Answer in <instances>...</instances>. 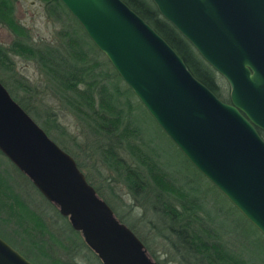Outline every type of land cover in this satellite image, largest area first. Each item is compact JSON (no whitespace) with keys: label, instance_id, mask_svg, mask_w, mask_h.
Wrapping results in <instances>:
<instances>
[{"label":"water","instance_id":"water-1","mask_svg":"<svg viewBox=\"0 0 264 264\" xmlns=\"http://www.w3.org/2000/svg\"><path fill=\"white\" fill-rule=\"evenodd\" d=\"M186 159L264 236V0H151L227 83L217 97L123 0H59ZM0 152L101 264H157L0 83ZM0 264H34L0 236Z\"/></svg>","mask_w":264,"mask_h":264},{"label":"trees","instance_id":"trees-1","mask_svg":"<svg viewBox=\"0 0 264 264\" xmlns=\"http://www.w3.org/2000/svg\"><path fill=\"white\" fill-rule=\"evenodd\" d=\"M41 1L48 17L55 21L60 20L58 43L37 46L30 42L26 30L13 17L14 0H0V23L5 24L14 33L9 51L13 50L35 61L52 97L78 119L81 132L91 136V139L85 142V146L89 148L88 155H97L99 165L115 173L127 191L142 201L143 211L138 218H144V211L150 210L154 213L155 219L146 217V222L143 219L142 221L152 231L153 236L159 237L161 243L163 242L161 247L168 256L162 260L152 258L157 264L170 260L178 264H257L243 253L242 245L230 246L224 239L225 236L216 221L219 211L211 209L203 194L205 190L201 193L195 185H190L193 184L192 179L183 180L174 175L160 159L159 154L150 147L148 140L140 132L136 111L141 108L150 118L151 116L130 88L122 82L103 53L91 42L77 20L59 0ZM123 1L175 50L193 76L217 97L228 100L226 87L220 81L221 76L203 60L188 40L159 14L151 0ZM68 18L74 21L77 29L66 22L65 19ZM84 40L91 43L92 49L85 47ZM2 49L0 46L1 64L6 60L5 51ZM97 55H102V60H97ZM14 80L16 87L23 92L32 91V86L26 81L20 78ZM8 92L11 93V90L8 89ZM12 97L31 118L41 119L38 125L47 135L50 129L60 135L66 133L56 122L54 112L45 108L42 113H38L36 109L29 107L26 101L21 100L22 98L14 94ZM158 128L160 129L159 126ZM256 130L264 140V130L257 127ZM61 148L68 151L63 145ZM0 154L2 155L1 152ZM183 157L195 169L196 174L206 181L184 155ZM76 164L78 167L81 165L80 161ZM12 167L19 171L13 164ZM84 176L101 196L99 187L93 185L88 174L85 173ZM26 180L39 192L28 178ZM208 183L215 188L209 181ZM109 192L114 195L112 188ZM103 199L109 205V202ZM50 204L57 214L56 207ZM114 214L139 237L148 250L145 237L137 234L136 229L125 221L123 215L115 212ZM59 215L66 226L59 225L57 228L60 233L57 244L66 256L63 258L52 250L53 247L50 249L46 235L51 238L52 233L47 229L42 215L14 192L5 176L0 173V223L11 227L12 236L9 237L19 242L24 250L19 249L10 238L4 237L5 234L0 232L4 240L16 247L30 261L32 254L36 253L51 264H73V258L82 256L80 253L85 249L86 259L101 264L96 254L84 243L79 231L70 226L66 216ZM28 251L32 257L26 254ZM149 254L152 256L151 252Z\"/></svg>","mask_w":264,"mask_h":264},{"label":"rangeland","instance_id":"rangeland-1","mask_svg":"<svg viewBox=\"0 0 264 264\" xmlns=\"http://www.w3.org/2000/svg\"><path fill=\"white\" fill-rule=\"evenodd\" d=\"M13 17L26 30L27 38L33 44L43 46L45 44L56 45L58 43L57 31L61 26L60 20L55 21L47 16L41 0H14ZM65 20L70 26L76 28L72 19L68 18ZM77 32L79 34L78 30ZM13 37L14 33L5 24L0 23V46L4 49L6 55V60H3L2 64L0 63V82L7 90H11V96L14 94L16 97L22 98L21 100L26 101L28 106L36 109L38 113H42L43 109L48 108V110L56 114V122L64 128L66 133L60 135L57 131L50 129L48 136L60 147L63 145L67 148V152L73 156L76 162L80 161V170L84 174H88L93 185L99 187L101 196L109 202L112 208L114 207V212L123 215L125 221L127 220V223H131L133 228L136 229V233L145 237L149 248L147 251L152 253V257L156 260L164 259L168 254L163 252L164 250L161 247L163 242L161 243L159 237L153 236L152 231L142 221V219L145 221L146 217L155 219L154 213L150 210L148 212L144 211V218H138L143 211L142 201L137 197H133L127 191L125 185L115 173L99 165L97 155H88L89 148L85 146V142L89 141L91 136L87 133H82L78 119L68 110L61 107L55 97H52L47 82L43 74L39 72L35 61L13 50L9 51L8 47ZM83 44L85 47L92 49V45L88 40H84ZM96 57L97 60H102L103 58L102 55H97ZM14 78L26 81L32 86V91L25 93L17 88ZM220 81L228 92L225 80L220 77ZM122 82L119 81L121 85ZM33 119L37 124L41 122V119ZM136 121L140 126V132L143 137L148 140L150 147L159 154L160 159L168 170H171L174 175L183 180L192 179L193 184L190 185H195L198 190H201V193L205 190L203 194L207 198L209 206L211 209L214 208L219 211L216 221H218L219 228L228 244L230 246L236 244L238 247L242 245L243 253L247 257L257 264H264V236L217 191L218 189L212 183L217 190L211 187L207 180L201 179L196 174L195 169L188 164L172 141L141 108L136 111ZM15 170L11 162L3 154H0V173L5 176L13 191L21 196L28 206L36 209L42 215L47 229L52 233L51 238L46 235L50 249L53 247L52 250L58 252L60 257L63 258L65 255L57 244V239H60V233L57 228L59 225L66 227L64 220L58 213V215L55 213L51 204L47 200L45 201L40 193L31 187L28 180H26L27 178L21 172ZM110 188L114 191V195L109 192ZM0 230L1 234H5L4 237L10 238L19 249L23 248L14 238L9 237L12 236L10 226L0 223ZM14 248L17 250L16 247ZM26 254H29L28 256L30 257L33 255L32 262L34 264H51L49 260L38 256L36 253L31 255L28 251ZM80 254L82 256L78 255L73 258V264H97L86 259L85 254L87 255V251L85 249ZM163 264L178 263L170 260L164 261Z\"/></svg>","mask_w":264,"mask_h":264},{"label":"flooded vegetation","instance_id":"flooded-vegetation-1","mask_svg":"<svg viewBox=\"0 0 264 264\" xmlns=\"http://www.w3.org/2000/svg\"><path fill=\"white\" fill-rule=\"evenodd\" d=\"M1 83V82H0ZM2 84V83H1ZM3 85V84H2ZM3 87L7 90V88L3 85ZM8 92V90H7ZM8 94L10 95V93L8 92ZM10 97L13 99V97L10 95ZM14 100V99H13ZM16 101V100H15ZM17 102V101H16ZM18 103V102H17ZM19 104V103H18ZM20 105V104H19Z\"/></svg>","mask_w":264,"mask_h":264}]
</instances>
